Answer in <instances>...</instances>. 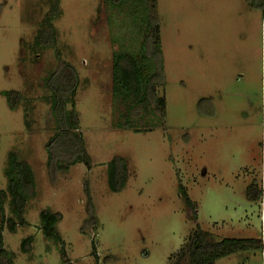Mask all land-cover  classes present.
Segmentation results:
<instances>
[{"label":"rangeland","instance_id":"rangeland-1","mask_svg":"<svg viewBox=\"0 0 264 264\" xmlns=\"http://www.w3.org/2000/svg\"><path fill=\"white\" fill-rule=\"evenodd\" d=\"M118 6L124 12L109 10L105 0H0V190H7L10 153L35 174L27 224L12 232L0 223L12 264H172L196 225L179 185L197 203V223L217 239L264 240V0H121ZM149 13L159 21L165 83L156 89L165 109L158 114L146 103L142 116L122 127L128 115L113 92L119 49L113 40L143 36ZM42 29L55 31L56 46L35 45ZM65 62L78 72L73 107L91 166L78 163L53 182L45 146L57 124L45 79ZM148 68L154 72V62ZM7 90L23 96L15 110ZM116 155L127 159L129 172L119 192L107 176ZM253 181L262 186L259 201L246 196ZM86 185L95 225L87 223ZM4 207L6 217L17 219L9 196ZM43 209L62 214L61 241L44 234ZM28 236L34 240L24 252ZM217 264H264V250Z\"/></svg>","mask_w":264,"mask_h":264},{"label":"trees","instance_id":"trees-1","mask_svg":"<svg viewBox=\"0 0 264 264\" xmlns=\"http://www.w3.org/2000/svg\"><path fill=\"white\" fill-rule=\"evenodd\" d=\"M120 1L105 0V3L109 5V10L116 8L119 12H124L118 6ZM158 22V18L149 13L140 25L142 28L144 26L143 36L137 32L139 40L136 37L133 41H126L122 36L121 39H119L120 36H117L113 40L119 44V49L113 54V92L122 97L128 115L127 119L119 123L122 127L130 126L132 124L130 119L141 117L140 111L144 109L139 107L146 103L154 104L158 114L164 113L166 101L165 98L157 95L156 89V86L165 83L159 46ZM120 34L123 35V33ZM136 41L138 42L134 43ZM56 43L54 30L42 29L35 39V45L40 48H51L56 46ZM131 43L137 45L133 49H128ZM151 61L155 65V71L152 73L148 68ZM78 85L79 76L76 68L66 62L61 69L51 73L45 79V86L51 91V110L57 124L55 133L45 146L47 166L53 182L57 181L59 173H67L72 166L78 163L91 166V156L80 132L77 111L73 107ZM3 94L6 96L9 107L13 110L18 108L23 99L21 92L16 90L3 91ZM6 175L8 177L7 190H0V223L1 225L6 224L10 231L15 232L18 225L27 224L23 213L29 198L34 194L35 174L32 166L26 160L19 159L15 153H10ZM128 175L127 159L120 155L114 156L107 166L109 188L114 192L121 191L126 185ZM86 191L89 196L86 210L90 215L87 223L95 225L97 217L88 185H86ZM179 191L185 204L187 216L196 225L172 264H217L219 259L237 252L264 250L262 238L224 237L217 239L212 232L203 229L197 223V203L192 200L183 185H179ZM262 194L263 191L256 181L246 187V196L251 201H259ZM8 196L17 219L5 216L4 206ZM40 219L44 234L54 240L61 241L57 224L62 220V214L50 209H43L40 212ZM33 240L34 236H28L22 240L21 247L24 252L31 250ZM60 252L62 260L67 261L65 249L61 247ZM12 263L13 255L5 248L0 236V264Z\"/></svg>","mask_w":264,"mask_h":264},{"label":"built area","instance_id":"built-area-1","mask_svg":"<svg viewBox=\"0 0 264 264\" xmlns=\"http://www.w3.org/2000/svg\"><path fill=\"white\" fill-rule=\"evenodd\" d=\"M264 213V211H262ZM262 225H263V228H264V214L262 215Z\"/></svg>","mask_w":264,"mask_h":264},{"label":"crops","instance_id":"crops-1","mask_svg":"<svg viewBox=\"0 0 264 264\" xmlns=\"http://www.w3.org/2000/svg\"><path fill=\"white\" fill-rule=\"evenodd\" d=\"M258 185H259V187L262 189V186H261V184H259V183H258ZM262 191H263V190H262Z\"/></svg>","mask_w":264,"mask_h":264}]
</instances>
